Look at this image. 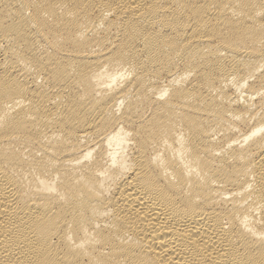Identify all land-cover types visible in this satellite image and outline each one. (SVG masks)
Segmentation results:
<instances>
[{
	"label": "bare ground",
	"instance_id": "bare-ground-1",
	"mask_svg": "<svg viewBox=\"0 0 264 264\" xmlns=\"http://www.w3.org/2000/svg\"><path fill=\"white\" fill-rule=\"evenodd\" d=\"M0 264H264V0H0Z\"/></svg>",
	"mask_w": 264,
	"mask_h": 264
}]
</instances>
